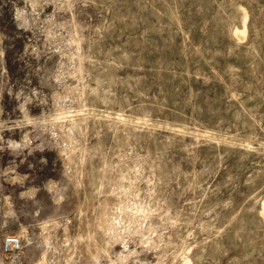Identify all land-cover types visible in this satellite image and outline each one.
Instances as JSON below:
<instances>
[{"label": "rangeland", "instance_id": "rangeland-1", "mask_svg": "<svg viewBox=\"0 0 264 264\" xmlns=\"http://www.w3.org/2000/svg\"><path fill=\"white\" fill-rule=\"evenodd\" d=\"M0 264H264V0H0Z\"/></svg>", "mask_w": 264, "mask_h": 264}, {"label": "built area", "instance_id": "built-area-1", "mask_svg": "<svg viewBox=\"0 0 264 264\" xmlns=\"http://www.w3.org/2000/svg\"><path fill=\"white\" fill-rule=\"evenodd\" d=\"M5 250L10 253H17L20 250L21 241L19 237L9 236L4 242Z\"/></svg>", "mask_w": 264, "mask_h": 264}]
</instances>
